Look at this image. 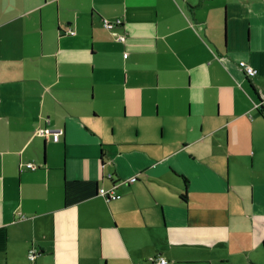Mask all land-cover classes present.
Segmentation results:
<instances>
[{
	"label": "crops",
	"instance_id": "obj_1",
	"mask_svg": "<svg viewBox=\"0 0 264 264\" xmlns=\"http://www.w3.org/2000/svg\"><path fill=\"white\" fill-rule=\"evenodd\" d=\"M263 107L264 0H0V264H256Z\"/></svg>",
	"mask_w": 264,
	"mask_h": 264
},
{
	"label": "built area",
	"instance_id": "obj_2",
	"mask_svg": "<svg viewBox=\"0 0 264 264\" xmlns=\"http://www.w3.org/2000/svg\"><path fill=\"white\" fill-rule=\"evenodd\" d=\"M102 26L105 30L111 32V34L114 36L115 40L119 41V42H124L125 41V35L121 34L119 32H117V30L122 28V20L119 18H115V19H102ZM68 34L69 35H73L74 31L69 29L68 30ZM239 67L243 69V71L245 72V75L248 77H252L256 74V71L246 65L245 63L241 62L239 63ZM261 114L264 118V107L262 108ZM63 133L62 130L58 129H38L36 131V135L42 136V137H49V136H53V138L55 140L58 139V137ZM27 167L30 169H35V167L32 164H27ZM137 180V176H132L131 178H129V182L133 183ZM98 195L103 197L105 200L107 201H114L120 198V195L116 192L115 190V186L105 189V188H99L98 190ZM37 254V250H35L34 248L30 249L27 253V258L29 260H33L35 258ZM150 263L151 264H167V261L164 258L161 257H156V258H151L150 259Z\"/></svg>",
	"mask_w": 264,
	"mask_h": 264
},
{
	"label": "rangeland",
	"instance_id": "obj_3",
	"mask_svg": "<svg viewBox=\"0 0 264 264\" xmlns=\"http://www.w3.org/2000/svg\"><path fill=\"white\" fill-rule=\"evenodd\" d=\"M107 32H109V31H107ZM109 33L111 34V32H109ZM248 257H250V258L252 257L253 259L255 258L254 261L256 264H264V251L261 247V244L259 245L258 248L253 247L252 250L250 251V254H248ZM235 264H250V263L248 262V260L246 259L245 256L241 255Z\"/></svg>",
	"mask_w": 264,
	"mask_h": 264
},
{
	"label": "trees",
	"instance_id": "obj_4",
	"mask_svg": "<svg viewBox=\"0 0 264 264\" xmlns=\"http://www.w3.org/2000/svg\"><path fill=\"white\" fill-rule=\"evenodd\" d=\"M184 182L185 183H187V181L184 179ZM183 197H185V196H183ZM261 247H262V249H263V251H264V239L262 240V242H261Z\"/></svg>",
	"mask_w": 264,
	"mask_h": 264
}]
</instances>
